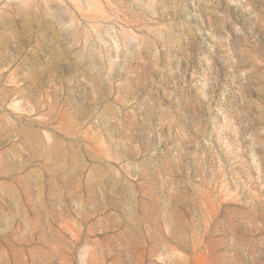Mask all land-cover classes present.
Wrapping results in <instances>:
<instances>
[{"label": "rangeland", "instance_id": "374dc122", "mask_svg": "<svg viewBox=\"0 0 264 264\" xmlns=\"http://www.w3.org/2000/svg\"><path fill=\"white\" fill-rule=\"evenodd\" d=\"M0 264H264V0H0Z\"/></svg>", "mask_w": 264, "mask_h": 264}]
</instances>
